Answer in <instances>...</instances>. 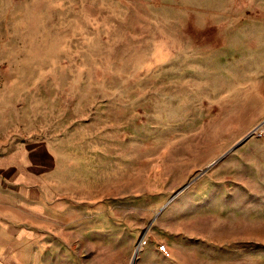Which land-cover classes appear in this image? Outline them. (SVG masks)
Here are the masks:
<instances>
[{"label": "rangeland", "instance_id": "rangeland-1", "mask_svg": "<svg viewBox=\"0 0 264 264\" xmlns=\"http://www.w3.org/2000/svg\"><path fill=\"white\" fill-rule=\"evenodd\" d=\"M252 13L264 0H0V139L47 154L32 158L29 200L12 183L32 237L92 206L140 223L141 238L161 215L181 229L189 217L171 202L204 178L222 208L192 231L220 264H264V138L234 148L264 119L263 70L231 45Z\"/></svg>", "mask_w": 264, "mask_h": 264}, {"label": "crops", "instance_id": "crops-1", "mask_svg": "<svg viewBox=\"0 0 264 264\" xmlns=\"http://www.w3.org/2000/svg\"><path fill=\"white\" fill-rule=\"evenodd\" d=\"M247 15L246 32L235 29L238 33L245 32L246 39L231 45L232 48L236 46L237 51L245 50L248 66L257 71L262 69L263 73L258 74L264 77V13ZM255 92L247 90L246 109L235 107V115L245 118L242 132L255 124ZM258 94L263 97L260 101H264V87ZM245 141L239 140L234 148L240 147ZM30 147L15 145L5 136L0 139V264H131L132 254L139 243L133 264H220L219 258L213 255L216 254V244L212 243L209 254L205 237L192 231L201 226L204 229L203 216L206 213H215L222 208L219 202L224 192L210 186L204 178L185 189L182 200L177 194L171 202L181 208L184 216L189 217L184 223L174 222L181 229L172 227V223H168L161 215L141 238L143 227L140 223L129 221L126 216L117 219V211L112 210V207L103 206L99 209L92 206L82 217L72 218L69 224L64 222L63 217L54 221L53 237L46 236L39 240L32 237L30 205L24 203L25 193L21 196L23 203L15 204L12 186L17 175L25 182L23 188L24 191L28 189L29 200L32 158L36 156L40 165L47 161L44 150L31 152ZM226 208L231 213L238 211L237 205L230 204ZM80 242L86 247L84 254H80L76 248ZM38 243L54 247L49 251L45 249L44 253L32 252V245ZM160 245L165 246L168 255L159 251ZM112 250L119 252L112 253Z\"/></svg>", "mask_w": 264, "mask_h": 264}, {"label": "built area", "instance_id": "built-area-1", "mask_svg": "<svg viewBox=\"0 0 264 264\" xmlns=\"http://www.w3.org/2000/svg\"><path fill=\"white\" fill-rule=\"evenodd\" d=\"M249 137L251 136H257V137H261L264 138V120L262 122H260L257 126H255L249 133L248 135ZM140 244V243H139ZM138 247V245L136 246V248ZM135 248V249H136ZM159 251L162 252L164 255H168V251L166 250L164 245H160L159 246Z\"/></svg>", "mask_w": 264, "mask_h": 264}, {"label": "water", "instance_id": "water-1", "mask_svg": "<svg viewBox=\"0 0 264 264\" xmlns=\"http://www.w3.org/2000/svg\"><path fill=\"white\" fill-rule=\"evenodd\" d=\"M247 138H249V136H246L244 139H247Z\"/></svg>", "mask_w": 264, "mask_h": 264}, {"label": "bare ground", "instance_id": "bare-ground-1", "mask_svg": "<svg viewBox=\"0 0 264 264\" xmlns=\"http://www.w3.org/2000/svg\"><path fill=\"white\" fill-rule=\"evenodd\" d=\"M133 260H135V254H134Z\"/></svg>", "mask_w": 264, "mask_h": 264}]
</instances>
